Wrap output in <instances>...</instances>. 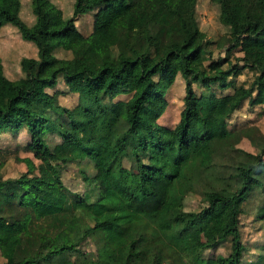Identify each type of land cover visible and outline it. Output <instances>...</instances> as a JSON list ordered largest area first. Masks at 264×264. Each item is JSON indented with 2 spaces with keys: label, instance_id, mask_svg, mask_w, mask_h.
I'll use <instances>...</instances> for the list:
<instances>
[{
  "label": "trees",
  "instance_id": "16d2710c",
  "mask_svg": "<svg viewBox=\"0 0 264 264\" xmlns=\"http://www.w3.org/2000/svg\"><path fill=\"white\" fill-rule=\"evenodd\" d=\"M115 1L71 0L66 17L55 0H30L24 20L22 0H0V143L38 161L17 159L22 172L0 161V264H129L154 240L165 247L149 264H264V135L231 123L245 103L264 108V0H207L224 43L199 26L198 0H148L143 47L140 0L78 30L79 16ZM10 30L30 55H11ZM215 43L223 55H213ZM244 70L250 82L238 81ZM124 75L134 98L113 100ZM177 76L179 118L161 125ZM79 79L85 91L61 106ZM243 139L256 152L239 147ZM44 169L59 187L49 199L34 195L51 184ZM217 206L227 220L204 240Z\"/></svg>",
  "mask_w": 264,
  "mask_h": 264
},
{
  "label": "rangeland",
  "instance_id": "374dc122",
  "mask_svg": "<svg viewBox=\"0 0 264 264\" xmlns=\"http://www.w3.org/2000/svg\"><path fill=\"white\" fill-rule=\"evenodd\" d=\"M57 4L64 11V15L67 17L70 15L71 11V0H55ZM123 0H116L111 4L107 9L102 10L97 15L93 16L91 13L83 14L77 18L76 26L78 30L86 35L91 32L93 29H96L100 26H104L106 22L114 15L116 12L122 9ZM135 11L137 14L139 27L138 36L140 39V44L143 47V37H142V27L144 25L145 20L152 14L154 11V7L148 0H140L135 5ZM197 20L198 24L201 28L206 30L207 37L212 39L213 41H218L221 43L226 42V28L220 24L218 21V10L217 7L207 0H198L197 3ZM31 14L30 10V0H22V6L20 10V17L24 20H28ZM11 37V46L15 49L11 55L15 53L16 50H19L17 58L20 55H30L31 47L28 44L18 42L15 40L14 31L10 30L8 32ZM212 52L214 56L223 55V52L220 48L216 46V43L211 46ZM238 56L239 53H236ZM254 76V73L249 70H244L242 74L238 77V81L250 82ZM194 89L198 94L200 92V88L194 85ZM112 95L113 100L116 99H128L131 100L135 95V87L133 78L129 75H124L121 79L115 81L112 84ZM184 90V81L179 76L176 77L175 82L171 86V88L167 91L166 96L168 99V106L166 107L164 113L159 117L158 123L165 126H173L179 118V112L182 108L181 98L183 96ZM85 91L83 86V80L79 79L74 81L71 87V92L59 97V104L61 106L72 107L77 102V95L80 92ZM231 123L236 127L243 125H250L258 128V130L264 135V108L255 107L252 111L247 109V104H243V106L236 111L231 118ZM6 142L0 143V161H4L6 166H12L13 170L16 172H22L26 169V165L24 162L19 161L17 159H22L25 157L32 158L31 154L28 152H24L21 147L15 148V146L5 147ZM242 149L249 152H256L253 147L250 145L247 139L241 140L238 144ZM35 164H38V161L33 159ZM72 169H76V166H73ZM45 179L49 181L50 185H45L41 188L40 191H34L35 197L39 199H49L54 193H56L59 189L58 184L52 179L50 173L44 169ZM73 174V173H71ZM67 177H64L63 180L67 181ZM79 182V180H78ZM82 186V184L80 183ZM213 221L211 226L202 234L204 240L211 241L217 238L220 227L227 220V208L222 206H217L212 213ZM248 220L245 219V223ZM263 235V228L257 230L256 232L248 230L246 237H244L247 241H251V239L260 238ZM164 245L157 240L149 241L147 243H142L139 245V253L134 258H132L129 264H149L152 258V255L155 253L162 254L164 250ZM220 251V250H219ZM1 260V259H0Z\"/></svg>",
  "mask_w": 264,
  "mask_h": 264
}]
</instances>
